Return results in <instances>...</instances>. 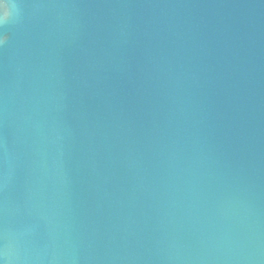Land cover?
<instances>
[{
  "label": "water",
  "instance_id": "1",
  "mask_svg": "<svg viewBox=\"0 0 264 264\" xmlns=\"http://www.w3.org/2000/svg\"><path fill=\"white\" fill-rule=\"evenodd\" d=\"M14 2L0 264H264V0Z\"/></svg>",
  "mask_w": 264,
  "mask_h": 264
},
{
  "label": "clouds",
  "instance_id": "2",
  "mask_svg": "<svg viewBox=\"0 0 264 264\" xmlns=\"http://www.w3.org/2000/svg\"><path fill=\"white\" fill-rule=\"evenodd\" d=\"M17 11L18 6L14 0H0V25L5 24ZM3 39V37H0V43H3Z\"/></svg>",
  "mask_w": 264,
  "mask_h": 264
}]
</instances>
